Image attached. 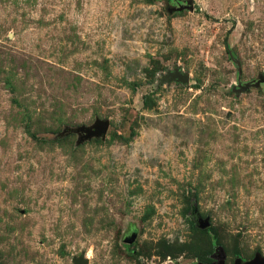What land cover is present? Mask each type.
I'll list each match as a JSON object with an SVG mask.
<instances>
[{"label":"rangeland","instance_id":"obj_1","mask_svg":"<svg viewBox=\"0 0 264 264\" xmlns=\"http://www.w3.org/2000/svg\"><path fill=\"white\" fill-rule=\"evenodd\" d=\"M259 76L264 0H0V264L263 259Z\"/></svg>","mask_w":264,"mask_h":264},{"label":"water","instance_id":"obj_2","mask_svg":"<svg viewBox=\"0 0 264 264\" xmlns=\"http://www.w3.org/2000/svg\"><path fill=\"white\" fill-rule=\"evenodd\" d=\"M187 7L189 9H192L191 5H188ZM239 70L240 69H238V71ZM177 75L179 78H182V80L188 81V76L186 74L178 73ZM262 83L264 84V76H259L253 82L244 83L243 85H241V88L242 90H246L250 88L252 85L257 86ZM108 128H109V122L107 119H97L90 126L81 125L74 129H66V132L78 133L81 136L80 140L82 141L93 137L94 138L102 137L107 133ZM203 223H201L202 227L207 225L206 221H204ZM134 238H135V233H133L130 237L126 238L125 241L131 243L134 240ZM72 262L73 264H89V259L87 256H85V252H82L79 256H73ZM217 264H223L222 259H220ZM235 264H264V258L261 259L258 256H256L253 260L248 261L246 263H240L239 261H237L235 262Z\"/></svg>","mask_w":264,"mask_h":264},{"label":"flooded vegetation","instance_id":"obj_3","mask_svg":"<svg viewBox=\"0 0 264 264\" xmlns=\"http://www.w3.org/2000/svg\"><path fill=\"white\" fill-rule=\"evenodd\" d=\"M263 84V83H262Z\"/></svg>","mask_w":264,"mask_h":264}]
</instances>
